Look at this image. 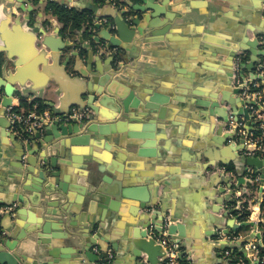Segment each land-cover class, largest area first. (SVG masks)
Returning <instances> with one entry per match:
<instances>
[{
  "label": "crops",
  "instance_id": "1",
  "mask_svg": "<svg viewBox=\"0 0 264 264\" xmlns=\"http://www.w3.org/2000/svg\"><path fill=\"white\" fill-rule=\"evenodd\" d=\"M6 1L0 0V17ZM26 1L27 11H21L24 16L30 15V20H25L27 21L23 28L25 32H30L29 26L39 24L37 19L43 13L41 24L48 33L59 27L60 35L64 39L76 42L80 39V31H83L85 40H88L92 30L87 24L83 25L81 30L73 32L70 28L65 29L64 24L55 15L46 11L48 2L59 1L68 7L87 10L94 14L93 18H96V13L91 11L90 7L93 3L102 4L96 0ZM129 1L132 5L143 4V0ZM127 6L131 10L129 2ZM5 7L4 10L9 11L16 9L15 2ZM106 10L102 8L99 11ZM142 14L147 16L143 22L146 23L144 39L148 47L143 49L139 46L137 50L135 46L129 44L123 52V56L128 60L127 64H125L127 61L121 58L114 59L110 64L112 56L109 52L103 54L102 61L96 55L97 64L102 69L110 70V66L120 64L122 71L121 75L115 74L113 79L109 75L110 71L104 72L105 74L100 77V83L110 78L114 92L122 94L130 91L131 87L133 96L140 97L138 106L129 108L130 112L126 116H121L122 112L118 114L110 104L101 106L97 118L99 123L96 119L95 122L99 126L114 125L117 131L114 137L118 140L113 142V138L108 136L100 137L96 133L87 132L84 136L87 135L88 138L84 141L70 143L69 157L58 154L57 158L70 164L68 177L76 178L78 188L69 192L76 200L81 197L79 187H86L88 184L90 174L88 168L100 166L103 174L110 177L112 186H118L116 182H119L127 190L144 189L147 195L151 191L154 196L151 199L153 203L148 204L149 206L158 205L162 215L167 211L168 214L173 213L174 217L182 218L181 220L186 222V227H190L188 236H193L194 240L190 242L191 249L181 250L185 252L181 254L184 261L188 264H219L217 257L223 246H216L212 241L213 236H208L207 232L215 230L217 225L227 227L228 219L213 223L210 218L213 212L209 207L215 206L214 200L220 201L223 198L219 188L221 185L231 187L232 177L216 169L211 170L210 165L218 163V168L226 167L231 170L234 174L233 179L236 178L238 183L239 178L243 177L244 180L240 182L242 189L245 187L249 189L251 181L244 177L246 164L241 160L243 154L241 158L235 157V160H230V155L220 153V146L213 137L217 125L221 122L210 113V104L216 98L220 99L222 92L228 90L233 94L235 89L233 64L236 52L243 50L248 56V63L252 57V52L241 46L249 48L248 42H254L258 36L264 41V0H168V6L161 14L153 15L154 12L151 10L146 12L135 10L136 16ZM102 20L113 21L108 17H102ZM137 44L140 45V42ZM254 49L262 50L263 44L259 41L258 47ZM261 57L259 54L256 62H259ZM248 63L245 64L244 76L249 77L254 74L256 64L254 68L248 69ZM47 92L48 90L43 95L30 94L22 100L14 98L11 104L18 110H35L39 113L50 111L53 115H59L47 104L49 100L54 99L53 94ZM154 96L158 97V101L153 103L160 106L162 114L159 109L149 114L150 110L146 108L148 103H152L151 98ZM243 107L248 109L246 104ZM242 117L246 118L243 113L233 116L239 119ZM224 132H227L226 127ZM11 134L15 133L11 130L10 122L0 117V194L4 196L0 197V205L9 208L2 215L0 234L4 238H9L8 236L14 232L17 238H23L28 236L24 230L27 227H39L45 222L51 226H58L56 216L44 213L48 201L55 200L57 195L54 193L46 203L39 202V195L42 194L37 190H31L35 184H39L38 169L28 177L24 174L20 184L19 181L17 185L15 184L21 170L14 166L17 164L16 145ZM15 135L18 140L33 147L46 135V129L44 127L39 136L35 133L27 140ZM229 142L233 141L230 139ZM58 150L61 151V148ZM233 153L236 155L235 151ZM43 155L44 151L36 153L39 157ZM27 156L26 153L23 158L26 159ZM79 165H85L86 169ZM40 167L39 165L38 168ZM253 170L257 172L255 168ZM263 171L264 169L258 170L257 173L261 176ZM69 181L71 184V179ZM108 186L105 184V188ZM254 189L250 199L257 197L259 184ZM108 201L117 206V212L107 223V218L102 217V223L107 224L106 231L102 232L99 221L94 224L92 235L96 237L102 233V239L112 236L110 239L114 243L110 242L108 257L104 259L101 257L99 263H103L111 255L112 264H132L130 254L124 247L125 239L130 237L128 235L133 227L130 222L135 220L138 224L146 226L149 221L145 222L142 217L139 218L142 211L136 198H117L109 195ZM230 203L224 201L223 204L226 206ZM145 209L143 210L146 212ZM232 214L230 217H233ZM158 216L161 217V214ZM263 219L264 207L252 201L251 216L246 222H253L255 225L260 221V225L264 226ZM234 225L237 224L234 222ZM138 227L139 225L135 229H139ZM241 227L238 231L242 234L253 233V226ZM50 231L45 234L36 232L28 239L20 240L19 251L28 255L30 259L43 261L45 257H39L34 253L39 246L45 251L49 248L58 251L60 256L70 254L63 239L66 235L65 227L60 225L58 228H51ZM229 231H233V227H229ZM194 233L200 238H195ZM261 233L264 235L262 228ZM37 239L52 243L42 245L37 243ZM114 245H119L120 248ZM95 247L101 254L100 246L95 245L94 250Z\"/></svg>",
  "mask_w": 264,
  "mask_h": 264
},
{
  "label": "water",
  "instance_id": "2",
  "mask_svg": "<svg viewBox=\"0 0 264 264\" xmlns=\"http://www.w3.org/2000/svg\"><path fill=\"white\" fill-rule=\"evenodd\" d=\"M12 2H15L16 9L13 11L4 10L5 6H9ZM125 2L127 4L129 2L131 10H119L116 7H112L108 2L105 6L93 3L90 9L96 13L97 20L102 19V17H108L112 18L113 21L101 20L96 22L94 29L90 31L91 34L88 40H85L83 31H80L78 42L64 39L60 35L61 30L59 27L48 33L47 29L42 27L41 24L43 13L37 19L39 24L29 26L30 32H25L23 28L26 26L27 21L30 20V15L24 16L21 11H27V1L7 0L4 5L0 17V88L5 91L4 106H9L14 98L22 100L30 94H46L45 92L48 90L47 93L53 94L54 99L49 100L47 104L59 115L67 114L74 106L80 108L88 107L90 113L86 121L77 119L65 121L59 118L51 122L45 121L46 135L33 147L18 140L15 134H11L16 145L17 164H14V166L21 170L15 184L17 185L18 181V184H20L24 174L28 177L29 174L35 173V169L39 170V184H35L31 190H37L39 194H42V196L39 195V202L41 203H46L50 200L54 193L55 196L57 195L55 200L48 201V206L44 213L45 215L56 216L58 226L63 225L65 227L66 235L63 239L66 241L67 251H70V254L60 256L58 251H53L50 248L45 251L39 246L37 249L35 248L34 253L39 255V257H45L43 261L30 259L28 255L19 251L20 245L18 244L20 240H26L36 234V232L45 234L50 233L51 228H58L56 225L51 226L50 223L45 222L39 227H27L24 229L28 236L23 238H17L14 232L8 236L9 238H4L0 234V264H101L99 263L101 257L102 259L108 257L107 251L110 247V242H112L110 239L112 236L102 239L101 236L103 234L100 233L95 237L92 235V228L99 221V227H102V232L106 231L107 221L117 212V206L108 201L109 195L117 198L133 197L138 199L140 202L139 209L142 211L139 218L141 219L142 217L145 222L149 221L146 226L138 224L135 220L130 222L133 227L128 235L130 237L125 239L126 244H124V247L130 254L129 259L132 264H163L165 259L164 250L154 238L148 237V228L153 221L162 220L167 215H169L171 222L168 226V233L171 239L177 243L178 249L189 250L192 247L190 242L194 240L192 239L193 236H188L190 227H186V222L181 220L182 218H176L173 213L168 214L167 211L162 215L161 210L154 214H149L143 210L149 206L148 204L153 203L151 200L152 196H154L153 192L150 191L149 195H147L144 189L127 190L119 182H116L118 186H112L110 177L103 174L104 171H102L100 166L99 168L89 166L88 184L86 187H79L81 197L76 200L73 194L69 192L71 189L78 188L76 186V178L68 177V166L70 164L57 158L58 154L69 157L70 143L74 144L84 141L88 138L87 135H85L86 137L84 136L87 132L96 133L100 137L108 136L113 138V142L118 140L114 137L115 133H117L114 125L108 127L106 125L99 126L97 118L101 106L110 104L116 109L118 114L122 112L121 116H126L130 112L129 108L138 106L140 97L133 96L131 87H129L130 91L118 94L113 91V84L110 85L115 74H122L121 65L110 66V70L108 68L102 69L97 64L96 55L102 61L103 54L109 52L112 56L110 64L116 58L124 59V61H127L125 64H127L128 60L123 56V52L129 44L135 46L134 48L137 50L139 46L143 49L148 47L144 39L146 23L143 22V19L146 21L147 16L144 14L136 16L135 10L142 12L151 10L154 12L153 15L161 14L168 6V0L160 2L158 0H143V4L137 5H132L129 0H125ZM102 8L107 10L105 12L99 11ZM26 19L27 21H25ZM259 39L260 36L256 37L254 42H248L249 48L241 46L243 49H249L252 52L251 60L247 65L248 69L254 68V65L258 62H256V58L259 54L264 55L263 49L260 51L254 49V47H258ZM137 42H140V45ZM244 70L245 65L242 71L243 75ZM108 71H110L109 75L112 79L107 78V80H103L100 83L101 75ZM238 92L236 88L233 91L235 96L228 90L222 92L220 99L216 98L210 104V113L221 122L217 125L215 137L213 138L220 146V153L222 155H230V160H235V157L241 158L244 149L241 145L243 141L241 140L239 143L229 142L233 137V133L229 131L225 133L224 129L233 116L243 113L248 119L250 117L249 110L244 109L243 106L253 103L248 99H242ZM151 101L152 103L146 105V108L150 110L149 114L153 113L155 109L161 110L162 114L160 106L158 107L153 103L158 101V97L154 96ZM1 113L3 114L4 110ZM95 119L98 120V123L95 122ZM36 135L39 136L40 133L37 132ZM59 147L61 151L58 150ZM41 151H44V155L41 157L36 156V153ZM234 151L236 155L233 153ZM26 153L28 156L24 159L23 157ZM241 160L246 164V171L249 167L255 168L257 172L264 169V157L244 156ZM73 161L77 162V160ZM221 161L225 162L223 159ZM39 165L41 166L40 168H38ZM79 166L86 169L85 165ZM210 166H212L211 170H215L218 167V163ZM261 176L262 178L264 177V171ZM243 180V177L239 178V184ZM105 184L109 185L108 188H105ZM24 187L27 186L24 185ZM228 188H230V185L226 187L221 185L219 193L222 194L223 198L220 201L214 200L215 206L209 207L213 213L218 214V216L211 214L212 222L215 223L227 218L228 226L219 227L217 225L215 230L212 229L211 232H207L208 236L215 237L218 234V229H222L227 233L229 232V227H233V231L237 232L241 226H254L253 222H244L240 226L234 225L235 219L230 217V214L235 209L227 208L223 204L224 201H233L232 191H229ZM0 197L3 198L4 196L0 194ZM5 201L9 200L5 199ZM159 214H161V217L158 216ZM103 216L105 219L107 218L106 223H102ZM159 220L156 221L159 223L157 228L161 230V222ZM138 225L139 229L136 230L135 227ZM193 235L197 239L200 238L196 237L195 233ZM253 236L254 234L250 233L243 240L224 245L230 248H240L244 251L243 242L249 241ZM50 242L37 239V243L42 245H50L52 243ZM97 244L100 246L101 254L93 249ZM114 247L120 248L119 245H114ZM180 253L184 254L185 252L180 251Z\"/></svg>",
  "mask_w": 264,
  "mask_h": 264
},
{
  "label": "built area",
  "instance_id": "3",
  "mask_svg": "<svg viewBox=\"0 0 264 264\" xmlns=\"http://www.w3.org/2000/svg\"><path fill=\"white\" fill-rule=\"evenodd\" d=\"M100 3H110L113 7L119 10H129L125 0H96ZM102 19L97 20L93 18L91 23H87L90 30L94 29V24ZM263 44V39H259ZM248 63V56L243 50H238L234 56L233 72L234 80L233 86L238 89V95L242 99H248L252 101V104H246L250 111V117L248 119L233 118L229 120L226 125V131L233 133L231 141L239 143L243 141L242 146L244 147L242 154L244 156H257L264 157V55H262L260 61L256 63V70L252 76H244L242 74L244 65ZM5 91L0 88V117L8 119L11 124V130L17 134L21 139L27 140L30 136L35 133H41L44 129V122L50 121L52 119H62L65 121H72L77 119L79 121H86L90 109L73 107L67 114L63 115H53L50 111H45L39 113L35 110H18L12 104L9 106H4ZM4 110L2 114L1 111ZM258 132V133H257ZM219 172L230 175L232 180L230 182L231 187L228 188L232 191L233 201L228 205L227 208L235 209L232 212V216L235 219L234 222L240 226L242 223L249 221L251 216V202L259 203L260 206L264 207V177L255 172L253 168L246 171L245 178L249 179L251 182H256L259 184L260 190L258 191L257 197L255 199H242L243 195L247 194L248 188H241L237 179H233V172L228 170L226 167H220L216 169ZM257 173V174H256ZM234 186L240 187V189L235 190ZM9 210L8 207L0 205V222L4 212ZM146 212L149 214H154L159 210L158 205H151L147 207ZM230 214V215H231ZM158 221V220H156ZM153 221L148 228V237L154 238L158 244H160L165 253V259L163 264H188L181 257L180 249H178L177 243H175L169 233L168 226L170 225L169 215L165 216L161 222V230H158V222ZM264 221V219H263ZM261 222L258 221L253 226L254 236L250 238L249 241H244L242 247L244 251L240 248H230L226 247L224 244H232L238 240H243L249 234H242L240 231L234 232H224L222 229H218V234L213 237L212 241L216 246H223L219 250V255L217 257L219 264H264V242L261 240L263 236L261 233ZM259 234V236H258ZM262 235V236H261ZM98 251V248L95 247ZM238 252H235V251ZM112 256L101 264H112Z\"/></svg>",
  "mask_w": 264,
  "mask_h": 264
},
{
  "label": "trees",
  "instance_id": "4",
  "mask_svg": "<svg viewBox=\"0 0 264 264\" xmlns=\"http://www.w3.org/2000/svg\"><path fill=\"white\" fill-rule=\"evenodd\" d=\"M45 9L47 12H50L55 15L58 20L64 24L65 29L70 28L72 32L76 30H81L82 26L86 25L87 23H91L94 17V14L87 10H78L75 7H68L66 4L60 3L59 1H49ZM242 227L249 228V226L246 225ZM235 252L238 251L236 250Z\"/></svg>",
  "mask_w": 264,
  "mask_h": 264
},
{
  "label": "rangeland",
  "instance_id": "5",
  "mask_svg": "<svg viewBox=\"0 0 264 264\" xmlns=\"http://www.w3.org/2000/svg\"><path fill=\"white\" fill-rule=\"evenodd\" d=\"M254 184V185H253ZM256 185H258V183H256V182H250V187H249V189H248V191H247V194L246 195H243V197H242V199H244V198H246V200H245V202H247V198L248 199H250V196L252 195L251 193H252V191H254L255 189H254V187L256 188ZM252 186H253V189H252ZM234 189L235 190H238V189H240V187H236V186H234ZM251 189H252V191H251ZM264 226H262V229H264L263 228Z\"/></svg>",
  "mask_w": 264,
  "mask_h": 264
}]
</instances>
